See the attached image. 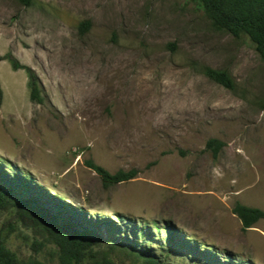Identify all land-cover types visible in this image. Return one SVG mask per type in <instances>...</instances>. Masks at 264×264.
Segmentation results:
<instances>
[{
  "label": "rangeland",
  "instance_id": "rangeland-1",
  "mask_svg": "<svg viewBox=\"0 0 264 264\" xmlns=\"http://www.w3.org/2000/svg\"><path fill=\"white\" fill-rule=\"evenodd\" d=\"M0 56V166L43 187L48 207L82 208L100 232L134 221L165 239L174 225L190 248L137 238L167 264H206L195 241L219 261L264 264V219L244 229L233 212L237 202L264 210V59L248 35L214 26L194 0H0ZM13 59L36 72L42 102ZM206 67L226 70L234 89ZM211 138L224 142L217 153ZM88 159L138 174L106 186ZM14 212L0 213L7 246L56 264V245L35 244L45 238Z\"/></svg>",
  "mask_w": 264,
  "mask_h": 264
},
{
  "label": "trees",
  "instance_id": "trees-1",
  "mask_svg": "<svg viewBox=\"0 0 264 264\" xmlns=\"http://www.w3.org/2000/svg\"><path fill=\"white\" fill-rule=\"evenodd\" d=\"M212 20L214 26L223 28L235 36L241 34L248 35L255 43L257 51L264 59V0H194ZM90 28L89 21L81 23V31L86 32ZM7 57V56H6ZM0 56V61L6 58ZM14 68H25L29 74V85L31 88V98L38 102L44 100L39 84V78L36 72L29 66L22 65L16 60H12ZM205 74L214 81L224 85L227 88L234 89L235 82L231 75L222 69L206 67ZM4 92L0 84V106L3 103ZM264 109V102L262 104ZM224 142L211 138L207 142V147L217 153ZM86 164L94 169L103 179L106 186L128 181L135 178L138 174L137 169L118 170L115 173L110 172L105 167L97 164L92 159H88ZM5 170L0 166V213L11 208L16 216L24 221H30L36 230L42 234L45 241H35L38 246H45L46 243H54L58 262L56 264H117L110 251L113 249H123L134 258L138 264H167L164 260L151 252L149 247H143L137 238L144 235V240H159L164 245L169 241L173 245L183 248H190L188 241L184 238L188 236L177 229L174 225H166L165 239H156L153 235L151 225H137L130 221H122L116 224L108 220L103 225L108 226V232H100L93 225V221L87 218L84 209L65 203L63 199L46 202L43 196L46 191L40 185L32 189L33 182L24 173H19L12 166L11 173L8 167L3 165ZM7 170V171H6ZM34 190L37 191L34 194ZM20 193H18V192ZM18 194H17V193ZM55 202V203H54ZM56 210L58 212H56ZM233 212L241 219L243 228H251L256 222L264 219V210L258 207L245 205L237 202ZM132 227L133 232H124L125 227ZM163 227V226H162ZM9 228L12 225L9 224ZM162 229L161 225L157 226ZM161 231V230H159ZM103 234H110L112 238H106L103 242ZM122 235L120 239L113 238L114 235ZM133 235L136 243L130 239ZM181 238V239H180ZM189 238V237H188ZM196 253L203 254L206 264H252L250 261H239L231 253L227 252L226 256L219 261L216 258V252L211 249H202L200 242L195 241ZM95 246H104L105 250L95 249ZM198 250V251H197ZM202 253V254H201ZM211 261V262H210ZM0 264H49L42 260L31 258L21 260L18 255L7 246V233L0 229Z\"/></svg>",
  "mask_w": 264,
  "mask_h": 264
}]
</instances>
